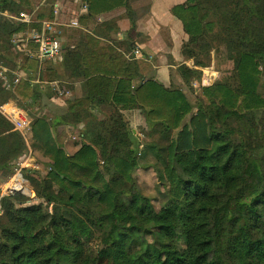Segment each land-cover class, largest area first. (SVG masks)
Segmentation results:
<instances>
[{
	"label": "trees",
	"instance_id": "obj_1",
	"mask_svg": "<svg viewBox=\"0 0 264 264\" xmlns=\"http://www.w3.org/2000/svg\"><path fill=\"white\" fill-rule=\"evenodd\" d=\"M85 1L81 25L116 7L131 10L129 0ZM13 5L36 7L0 0L1 11ZM171 12L186 35L182 59L192 61L176 67L182 84L200 79L218 43L235 62L237 87L205 86L191 102L182 86L146 78L147 61L126 57L131 42L124 52L80 29L67 30L56 62L40 61L12 42L40 25L0 15V64L9 69L0 105L12 98L48 105L57 96L46 85L58 80L57 64L82 87L79 96H57L65 107L34 116L28 142L0 112V184L29 150L48 165L44 176L22 173L42 203L23 192L0 199V264H264V0H185ZM116 29L106 21L91 32ZM19 69L28 77L19 78ZM132 109L152 137L144 143L124 115ZM59 125L80 130L71 154L56 141ZM149 153L168 189L159 209L135 177Z\"/></svg>",
	"mask_w": 264,
	"mask_h": 264
},
{
	"label": "crops",
	"instance_id": "obj_2",
	"mask_svg": "<svg viewBox=\"0 0 264 264\" xmlns=\"http://www.w3.org/2000/svg\"><path fill=\"white\" fill-rule=\"evenodd\" d=\"M184 1L185 0H129L130 12L120 6L97 17V24L112 21L116 23L117 26L116 30L97 35L91 32L96 25L95 22L88 23L87 25H81L79 22L80 17L84 16L88 11V8L84 9V4H87L85 0H38L33 10L36 11L37 20L40 22L44 20L51 22L55 35L62 42L66 40V36L62 37V32H67V30L71 28L73 30L80 29L84 32H88L95 38H99L102 42L109 43L118 50L124 52L127 48V41L131 42L132 46H141L145 51L153 54L152 61L147 62L149 65L147 66L144 76L146 78H153L165 86H169L172 83L170 73L172 74L174 72V69L177 67L182 57L180 49L186 37L181 21L172 14L171 9L174 5L183 3ZM41 13H45L44 18H38L37 14ZM49 15H51L52 18H49ZM130 18L135 19L134 26H132ZM72 20L77 21V27L70 26ZM36 24L40 25L38 28H41V23ZM64 78L65 79L58 78V80H56L60 83L61 81L67 82L66 89L69 90V94L64 95L63 98L66 99L82 94L80 82L68 81L66 77ZM50 83L46 85L52 92ZM102 114L104 113L100 115ZM124 115L128 121L133 120L135 125L145 123L144 116L137 109L125 110ZM66 127L72 128V125H59L53 131L54 136L56 137L57 132L59 133ZM132 128L135 134H137V128L135 126ZM31 136L32 133L30 130L27 133V142ZM62 147L66 149L64 146ZM76 149L77 147L74 146L69 153H73Z\"/></svg>",
	"mask_w": 264,
	"mask_h": 264
},
{
	"label": "rangeland",
	"instance_id": "obj_3",
	"mask_svg": "<svg viewBox=\"0 0 264 264\" xmlns=\"http://www.w3.org/2000/svg\"><path fill=\"white\" fill-rule=\"evenodd\" d=\"M35 3L38 2V0H34ZM30 10L29 8L25 6H17L13 5V10L11 11L12 14H18V12L22 9ZM62 32V37L66 36V32ZM73 33H77L76 31ZM216 47H213L211 51V59L207 66L202 68L201 76L205 77L206 82L204 84H201L200 86H194L191 82L189 86H185L182 84L180 76L177 74L176 68L174 69V72L170 76L172 77V83L170 85L172 86H182L191 102L195 101L196 96L200 93L201 88L205 86H211L213 84L217 83H225L232 87H237L239 84V72L236 68L234 60L231 58L229 52L225 47H223L221 44H216ZM186 62V64H192L191 60H183L182 57L179 60L180 62ZM56 71L58 74V78L65 79V73L63 67L58 64L56 67ZM0 88H3L2 84L0 85ZM262 90L264 92V78L262 83ZM56 99H53L49 102L48 105H22L23 103H20L19 100L10 99L9 102L14 103L19 108L24 109L28 115L31 117V119H34V116L44 115V116H50L53 109L58 107H65V105H61L60 98L57 96ZM65 98H62L64 100ZM129 125L132 127H136L138 133L136 134L138 139L144 143L148 139H151L152 137L146 133L147 127L146 124H134L133 120L128 121ZM95 128V124L89 125L87 128V131H91ZM80 130L79 129H72V128H64L59 133L57 132L56 141L64 146L66 149L65 151L69 153L74 146H76V143L80 141ZM73 136H76L75 139H73ZM70 154V153H69ZM156 161L155 157L149 153L145 158L141 159L140 165L137 168L135 172V177L138 181V184L143 191L144 194L148 195L152 199V203L156 209H159L167 200L168 196V189L162 185V183L158 180L156 173L152 167L153 163ZM35 167L32 168V171L28 173V175L31 176H44L48 171V165H47V159L42 157L37 151L33 152L32 154V161L30 162ZM3 184V183H2ZM0 184V185H2ZM29 186L32 188V183L29 182ZM30 190V189H29ZM31 194H27L29 196L30 200L29 203L31 204H38L42 203L40 199L35 197V192L30 190ZM47 207L49 209L51 206L47 204Z\"/></svg>",
	"mask_w": 264,
	"mask_h": 264
},
{
	"label": "built area",
	"instance_id": "obj_4",
	"mask_svg": "<svg viewBox=\"0 0 264 264\" xmlns=\"http://www.w3.org/2000/svg\"><path fill=\"white\" fill-rule=\"evenodd\" d=\"M87 8V4H84V9ZM0 15L27 24L41 23V28L33 27L14 34L12 38L14 47L18 52H23L28 49L30 55L32 57H37L40 61H42L44 58L50 59L53 62L57 61L61 53L62 46L61 41L54 33V29L50 21L44 20L40 22L36 18V11H30L26 9L20 10L18 14H12L8 11L0 10ZM70 26L77 27V21L72 20ZM29 45H35V48L32 49L31 47H29ZM126 57H128L129 59L151 62L153 59V54L145 51L141 46L135 45L126 54ZM8 71L9 69L7 67L0 64V82L2 86L8 84ZM16 74L19 78L28 77L27 72H25L23 69L17 71ZM33 82L34 84L40 83L38 79L34 80ZM205 82V77L202 76L200 77V79L193 80L192 84L196 87L204 84ZM50 86L52 92L57 96L63 97L64 95L69 94V90L66 88H62L57 81L50 83ZM0 112L11 122V124L13 125V129L19 131L27 140V133L30 131L32 122V119L28 115V113L12 102H7L0 105ZM75 138L76 136H73V139ZM31 161L32 151L29 150V152L25 156H23L17 163L13 174L8 178L7 181L0 185V199L5 194H14L16 192L31 194L29 188L25 184V180L22 175L24 169L35 167L30 163Z\"/></svg>",
	"mask_w": 264,
	"mask_h": 264
}]
</instances>
